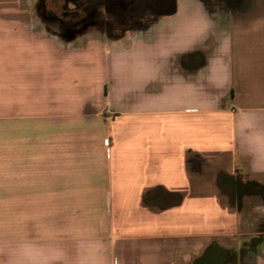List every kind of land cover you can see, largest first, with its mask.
<instances>
[{
  "label": "crops",
  "instance_id": "crops-1",
  "mask_svg": "<svg viewBox=\"0 0 264 264\" xmlns=\"http://www.w3.org/2000/svg\"><path fill=\"white\" fill-rule=\"evenodd\" d=\"M64 29L0 0V264H264V0Z\"/></svg>",
  "mask_w": 264,
  "mask_h": 264
},
{
  "label": "flooded vegetation",
  "instance_id": "flooded-vegetation-1",
  "mask_svg": "<svg viewBox=\"0 0 264 264\" xmlns=\"http://www.w3.org/2000/svg\"><path fill=\"white\" fill-rule=\"evenodd\" d=\"M65 1V0H64ZM75 3V10H67L64 2H61V12L57 14L53 11V9L47 7L45 0H41L40 7L42 10V15L44 19L47 20H57L61 24V26L68 30L70 27L76 25L79 21H81V14L87 13L93 14L98 5L104 4L110 11H115L116 14L113 18H101L97 20H90L85 24L79 26V28L83 31V29L89 24H98V25H108L112 20L118 21H127L133 20L140 17H143L142 13L135 14H127V4L124 0H71ZM144 1V0H143ZM248 0H234L233 4L235 6H240L241 4H247ZM149 4L152 5L154 12H159L167 8V6L171 3V0H149Z\"/></svg>",
  "mask_w": 264,
  "mask_h": 264
},
{
  "label": "rangeland",
  "instance_id": "rangeland-1",
  "mask_svg": "<svg viewBox=\"0 0 264 264\" xmlns=\"http://www.w3.org/2000/svg\"><path fill=\"white\" fill-rule=\"evenodd\" d=\"M115 1V0H114ZM127 4V14H135L142 13L143 15L155 14L154 9L151 4H149V0H124ZM47 7L53 9V11L57 14L61 12V2H64L67 10H75V3L71 0H45ZM115 11H110L104 4H100L97 6L95 12L93 14H81V21H79L76 25L70 27L77 28L90 20H97L101 18H113L115 16ZM50 22H54V20H49ZM84 31H82L83 34Z\"/></svg>",
  "mask_w": 264,
  "mask_h": 264
}]
</instances>
